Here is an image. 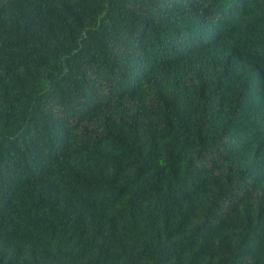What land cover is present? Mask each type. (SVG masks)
<instances>
[{
    "label": "trees",
    "instance_id": "trees-1",
    "mask_svg": "<svg viewBox=\"0 0 264 264\" xmlns=\"http://www.w3.org/2000/svg\"><path fill=\"white\" fill-rule=\"evenodd\" d=\"M0 264H264V0H0Z\"/></svg>",
    "mask_w": 264,
    "mask_h": 264
}]
</instances>
